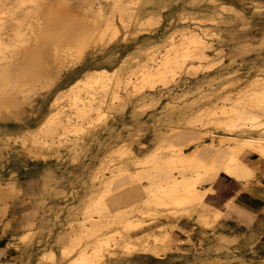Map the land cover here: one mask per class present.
<instances>
[{
	"label": "bare ground",
	"instance_id": "bare-ground-1",
	"mask_svg": "<svg viewBox=\"0 0 264 264\" xmlns=\"http://www.w3.org/2000/svg\"><path fill=\"white\" fill-rule=\"evenodd\" d=\"M167 1L168 0H137V8L133 9V11H130L132 7L129 3H131L132 0H114L111 6L110 14L108 15L103 12L104 8L98 6L93 10V16L89 12V14L94 17L91 24L92 30L86 31L83 34H79L78 32L75 33L74 31L68 33L66 25L62 22L55 21V24L49 22L51 24L50 25L47 22L51 18L47 17L49 14L47 13V16L42 15L45 11H48V9H46L47 7L45 6L46 4L44 3L45 0H0V80L5 77L8 78L12 75L15 76L13 79L8 78L9 81L5 80L7 81L5 84L3 83L4 80H1L3 81V84L0 82V104H5L8 102V100L11 101L13 98L6 96V94H8L7 91L15 93L16 91H12L11 89L15 90L19 88L17 91L19 93L20 89L23 88V86L21 88L20 85H18L20 82H18V78L16 77L19 73L22 75V71H24L19 67H31L35 65L36 68L34 69H37V71H33V69L31 71L29 70L30 72L33 71L34 73H44L46 70H49V65H47L46 68L42 65V63H47V61L49 62L51 56L55 57L60 62V60L67 57L70 52V48L74 49L77 54L81 56L84 52V49H87L85 47L90 45V40L93 37L94 32L97 30L100 34L97 36H100V38L108 36L109 38L106 37L108 38L106 41L109 43V40H114L118 36L121 29L122 33L127 34V32L132 31V29L129 30V28L133 25H135V27L136 25L145 26L150 23L152 19H154V21L155 19H158L160 22L162 15L161 9L168 6V3L170 4V2ZM59 2L60 1H58L57 4ZM95 2L96 1H94V3ZM194 2L197 1L194 0ZM209 2L216 3L212 7V10H208L206 7L202 6H198L194 9L188 8L189 10H182L179 16L181 19H187V21H182L181 23L173 25L172 30L170 32L164 33L161 38L151 40L146 45L139 46L133 52L127 51V55L119 61V64L116 67L107 68L105 64L104 67L100 68H85L82 71V74L80 73V77L75 78L73 82L69 81L71 82L69 85L70 102L71 105H77L75 113L74 111L66 110L57 104L51 103L48 113L44 114L42 120H40V123L38 124V132L50 136V142L48 144L49 146L44 155L51 157L54 156V158L56 157L57 159H61L63 157L61 154V147L64 146L72 151L73 149L78 150L86 146L87 141L85 140V136L82 134L83 132L78 133L79 135L74 138L70 136V132L74 130H83L84 118H88V123H92L93 119L96 118L93 117L92 111L96 112L98 117L104 115L106 117L108 115L106 113L108 112V109H121L125 107L128 101L132 100L131 98L133 97V110L135 112H141V108L145 109V107L154 106L160 103L162 104V107H160L165 108V116L172 119V117L176 115L181 119V121L187 124L193 123L195 125V122L202 121L204 116H209V118L206 119L207 122L205 123L208 126L204 125L208 128L203 129V126V128L197 127L199 129H184V135L190 133L191 135L199 134L201 137H203L205 142L210 144V147H213V157L211 159L207 160L206 158V160H204L205 157L202 159L203 156L199 158L200 155L196 156V154H194V157H191L185 154L182 150H180V152H172L170 150L172 153L166 159L164 157L162 158V156H159L162 152V149H160V151H157L156 153L157 157L153 158V153L151 152L152 160L151 158H148L149 155L148 157H143L144 160L145 158H148L152 161V163H154L155 171L157 170L156 174H154L155 171L152 172L154 167L151 169V173L153 174H149L148 169L150 167H148V169L146 168L148 171V173L146 172L147 174L144 173L146 169L144 172L137 169L130 175V177L128 176L122 180V183L126 184L129 182L131 184L122 190L128 189V191L131 193L128 192L130 194L117 204L130 203V201H136L138 198H141V202L145 201L142 203H145L147 206L148 203H150L149 205L152 203L155 204V206L153 204L151 205V207L153 208L154 206V208L150 210V212L148 210L149 213L147 210L143 213V211H141V209H143L142 207L139 208L141 212L137 218L116 222L117 220L115 221L112 218L115 213H112L111 210H108V207L106 208L105 206L106 204L103 203V206L101 205L102 209L104 208L103 210H105L106 208V210H108V212H106L108 215H105V213L101 211V214L104 213L103 215L105 216L103 217L100 213H98L100 216L95 217L93 215L94 211L90 207L92 206L94 208L95 205L96 208L99 205L98 202L100 201L101 197L99 198L98 194L100 193L97 192L98 194L95 196L96 188H98V186L96 183L92 184L90 192L86 191L84 193L82 190V196L79 200L81 203L79 205H82L89 200L87 205L90 204L91 206H86L87 208L89 207L86 211L91 212H84L85 214L83 215V219H78L76 225H72V223L71 227L68 225L70 229H66L60 225L61 229L57 235L59 236L61 242L60 245L63 252L61 258H67L66 256L70 251L69 249L72 245L77 243L81 246L77 251L76 256L70 260L73 264H110V258L114 255H131L137 251L152 252L156 255H159L162 251H165L169 248V246L162 240L164 236L162 237L160 235L161 231L159 230L168 229L170 226L172 228V225H178L179 218L184 216L192 217L194 220L201 222L203 225L212 227L210 226L211 224L209 223V218L205 216V209L208 205H206L203 200L207 190L211 189V185L204 187L203 184L205 182L212 183L222 172L231 175L240 181H245L251 176H255L254 171L256 170H254L252 167L253 165L249 164V159L251 161L250 157L253 155H258L259 157L264 158V2L257 0H240V4L238 2V4H235L231 0H210ZM65 3V0H63L62 4L64 5L61 7L62 12H66ZM53 4L54 3L52 2V5ZM79 4L80 3H78V5ZM82 4L80 7H82ZM86 4L87 2L83 4V6ZM250 4L253 5V9L251 8L249 10L247 6ZM147 6H149V8H147ZM144 7H146L145 10H143ZM148 9L149 13L146 12ZM143 12H146V14ZM89 14L87 13V15ZM117 19H119L121 23H118L116 21ZM208 20H215L224 24V26L222 25L220 27L218 32H215L214 34L212 33L211 37H209L211 32L210 30V33L208 32V24L205 23ZM89 22H86V25ZM140 26H137V28ZM135 27L133 28L135 29ZM133 34L135 33L133 32ZM136 35L137 34H135V36ZM215 37H219V39L216 40ZM96 41L93 40L91 42L93 43ZM28 42L32 43V46L29 47L30 49H26L27 51L22 53L25 57H22L23 61L19 63L17 62L19 64L18 66V64L16 65L15 63L18 60L15 61L13 59L16 57L15 55H17V53L18 56H20V51L18 52L17 48L21 44ZM58 44L62 45L61 49L58 47ZM97 44L98 43L95 45ZM226 45H228V50L225 49ZM19 48H21V46ZM225 53L230 54V57L232 58L231 60L234 62H245L246 60H250L252 63L250 66V74L248 73L249 75H247L245 79L246 81L244 80V85L241 87L242 89H247L250 87L249 90H247L252 91L246 95L247 101H245L246 98L243 99L244 101H241L243 98L242 97L240 101L228 106L209 104L210 99H212L211 96L214 95L213 93H215L217 90L216 87H212L213 83H211L209 80L210 78L206 80L209 82V85L207 84L209 86L208 90L203 86V83H201L202 81L200 79V84L197 83V86L189 87L190 89L184 88L181 92H175V89L172 88L173 85H177L181 80L179 75H181L182 71L187 69L188 63L186 64V60H188V57L205 58V60L210 58V62L214 61L216 58L226 55ZM99 55L101 56V54ZM192 59L190 61L188 60V62H191ZM220 66L223 68L218 74V77H220L218 80L220 84L224 85L230 80H233L232 82H234L235 79L237 80V83L243 80L244 77L240 76L237 72L240 68L236 67L237 69L230 70L224 62H222ZM55 69L57 70V68ZM25 70L28 71V69ZM61 70L62 69H59L58 71L59 76L62 74ZM189 70L191 71V69ZM234 72H237L238 74L235 76V78L227 77L228 75L226 74H232ZM178 73L180 74L178 75ZM24 75L26 74L24 73L23 76ZM133 75H135V79ZM20 78L23 77L20 76ZM25 79L22 81H26ZM33 79L37 80L38 78ZM201 79L203 80V78ZM214 79H216V77H214L213 80ZM27 82L30 81L27 80ZM57 83L59 85V82ZM158 83L163 84V87H158ZM235 83L236 81L234 84ZM234 84L232 85L234 86ZM32 86L34 85H31L30 88H32ZM63 88L64 87L62 86H58V89L60 90ZM164 88H168L170 91V93H168L166 96L163 92ZM25 89L27 88H24V90H22V92L20 91L19 94L23 93ZM122 89H124L123 94L120 93ZM81 90L83 91L82 93L80 92ZM227 94L224 96H227ZM15 98L16 97H14V100ZM115 98H122L123 100L121 101L120 99V101L118 100V103L115 104ZM230 98L231 97H229V99ZM218 107H220L222 110L221 114L217 109ZM134 111L132 112L134 113ZM5 114H7V112ZM99 118L101 120V117ZM100 120L96 119V121ZM96 121L94 119V123ZM203 122L204 121L200 123L204 124ZM97 124H99V122ZM16 125H18V123L13 125L7 124V122H4L3 124L0 123V159H2L4 156L10 158L11 153L7 148L10 138H14V136L15 138L18 136L23 138L25 134L19 132V130H15V127H17ZM90 125L92 126V124ZM90 125L89 127H91ZM129 126L130 125H128V127ZM163 135L167 136L168 134ZM28 137L30 142H27L26 145L30 146L35 142V139L32 137V135ZM192 139H190L189 142ZM46 141L47 140H45V142ZM174 146L176 147L177 144L174 143L172 147ZM162 147L163 146H161V148ZM156 148L157 146L155 149ZM72 159H74V157ZM134 160H136V158H134ZM139 161L140 160H138V165L141 163L142 166H144L145 164L143 163H145L147 159L145 162L142 161L143 163H139ZM148 161L147 163L150 162ZM45 164L46 165L43 169H37V173H33L34 170L30 169L31 171L29 179L24 184L19 182V178L16 177L15 174H11L7 180L5 179L6 184L4 187L7 189L10 188L15 194H17V200H15L16 202L14 204L9 205V213L5 224L1 229L0 241L20 249V253L23 254L24 259H22L24 260V264H35V255H41L45 252L44 247L43 249H40V246L44 245L43 243H45L46 240H43L41 237L38 238L36 228L40 227L42 230H45L48 233L56 228V218L58 216V211L63 209L62 204L76 195L79 196L81 190V188H79L80 186L77 187L76 185V182L79 181L73 180L72 178L74 176L72 178L70 176L74 172H71L70 175V171L68 173H64L61 167L62 162L60 160L55 162L45 161ZM69 168H71V166H69ZM122 169H124V167ZM59 170H62L61 174H58L60 173ZM115 171L116 170L113 172ZM123 172H125V169ZM116 175L119 176L120 174ZM145 176L147 179L149 178L151 180V183L148 184L143 181ZM111 177L112 175H102L100 184L102 185V183L109 182ZM124 177H126V175ZM116 179L120 178L118 177ZM138 180H140V182H137ZM112 184L114 186L115 183ZM1 185H3V182L0 180V186ZM81 187L83 189V185H81ZM104 188H106V186ZM2 189L0 193H8L7 189ZM108 189L105 191H108ZM101 192H103V190ZM106 193H109V191ZM106 193L104 196L107 195ZM103 194L101 196L103 199H105ZM25 202L27 203L24 204ZM100 203H102V201ZM138 204H140V202L137 203V205ZM137 205L134 203L135 207ZM129 206L130 204L128 207L124 206L126 207L125 212ZM131 206H133L132 203ZM124 207H122L123 210L119 209L120 211H118L124 212ZM130 208L133 209V207ZM129 211L130 210L128 209L126 214L129 215L131 212H134L131 210L129 213ZM146 212L148 214L143 215ZM51 213L53 215H51ZM96 213L97 212H95V214ZM119 214H115V216L117 215L118 217ZM120 216L123 217L124 215ZM158 216H164L166 223H161L158 226L159 230L151 229L150 231H146V228L150 226L148 223V226H145V223L147 222L146 218L152 217L154 219ZM214 221H216V219L214 220L213 218V222ZM6 235L12 236L14 241H11V238H8L9 236L7 237ZM91 237L93 238V246L92 250L90 251L91 248L88 249L89 245L84 243H87L88 238ZM150 237L153 239L150 240ZM58 241L59 240L57 238V242ZM75 246L76 245L73 247ZM74 249H71L72 251L69 252V256L71 255V252H76L77 249ZM50 250V253L52 254L53 249L51 248ZM74 253H72V255ZM72 263L70 262V264Z\"/></svg>",
	"mask_w": 264,
	"mask_h": 264
},
{
	"label": "rangeland",
	"instance_id": "rangeland-1",
	"mask_svg": "<svg viewBox=\"0 0 264 264\" xmlns=\"http://www.w3.org/2000/svg\"><path fill=\"white\" fill-rule=\"evenodd\" d=\"M51 1L54 3L53 5H52ZM58 1H60L59 2L60 4L59 3L57 4ZM94 1H96V2L94 3ZM113 1L114 0H93V2H92V0L91 1L90 0H83V1L82 0H65L66 12H62L61 7H62V5H64V4H62L63 0H62V3H61V0H56V1L55 0L54 1L53 0H45L44 3L46 4L45 6L47 7V8L46 7L45 8L48 9V11H45L44 14H42V15H44V16H47L48 14L50 15V16L49 15L47 16L49 18L51 17L50 20L47 21L48 23L49 22L52 24H55L56 22L64 23L66 25L68 33L74 31L75 33L78 32L79 34H83L86 31L92 30L91 24H92V21L94 19V17H92L93 16V10L95 8H97L98 6H101L102 8H104L103 12L106 15H108V14H110V10H111V6H112ZM168 1L170 2V4L168 3V6L161 9L162 15H161L160 22L158 19H155V21H154V19H152L153 21L151 20L150 23H148L145 26L144 25H142V26L136 25V27H135V25H133L129 28V30L132 29V31L127 32V34L122 33L121 32L122 29H121L118 36L114 40H109V43L106 41V39L108 40L109 37L105 36L104 38H100V36H97L99 34L98 30H97L94 32L93 37L90 40V43H89L90 45H87V47H85L87 49H84V52L81 56H79L77 54V52L71 48L69 49L70 52L67 55V57L60 60V62L55 57L51 56V59L49 62L47 61V63H42V65L45 66L46 68H47V65H49V66L52 65L50 67L48 66L49 70L48 71L46 70V72H44V73L43 72H39V73L35 72L34 73L33 71H37V69H34V68H36L35 65L31 66V67H29V66L28 67H26V66L25 67H19L20 69L24 70V71H22L23 72L22 75H21V73H19L18 74L19 77L16 76L18 78V82H20L18 85H20L21 88L23 86V88L20 89V91L22 92V90H24V88H27V89H25V91L21 94H19L20 91H19V93L17 92L19 88L18 89L14 88L15 90L11 89L12 91H16L17 93L16 92L14 93L11 91H7L9 95L6 94L7 92L5 93L6 96H8V97L10 96L11 98L12 97L13 98L12 99L9 98V99H11V101L8 100V102L5 104H2V103L0 104V107H1L0 108V123L3 124L4 122L5 123L7 122V124H10V125L18 123V125H16L17 127H15V130H19V132H22L25 134H24L23 138H21L19 136L16 138H15V136H14V138H10L9 144L7 145V148L9 150V152L11 153L10 158L7 156H4L2 159H0V180L3 182V185H1L2 187L0 186V191L2 188H5L4 187L6 184L5 179L7 180V178H9V175L15 174L16 177L19 178V182L24 184L29 179L31 170H34L33 173H37V169H43L44 168V166L46 165L45 161L55 162L57 160H60L62 162L61 167H62V170L64 173H68L70 171L69 172V175H70L71 172H74L70 176H71V178L74 176L72 178L73 180L79 181V182H76V185H77V187L80 186L79 188H81L79 196L76 195V196L72 197L71 199H69L67 202H64L62 204L63 209L58 211V216L56 218V221H57V223L55 225L56 228H54L49 233L46 232L45 230H42L40 227L36 228V233H37L38 238L41 237L43 240H46V241H45V243H43L44 245L40 246V249H43V247H44V249H45L44 254L37 255L38 257L35 255V257H34L35 258V264H70V262L72 263V261H70V260H72L73 257L76 256L77 251L80 249L81 245L77 243V244H74V245H76L75 247H73L74 245L71 246V248L69 249L70 251H72L71 249H74V248H75L74 250L77 249L76 252L73 250L75 253L71 252V255H70L71 258L69 256L70 251L68 252V255L66 256L67 258H64V257L61 258V256L63 255V252H62L61 245H60L61 242H60L59 236L57 234L61 229L60 225H62L66 229L67 228L70 229L71 223H72V225H74V224L76 225V223L78 222V219H83V217H84L83 215L86 212H89V213L91 212V211H86L91 206L90 204H88L89 207L88 208L86 207V206H88L87 203L89 200L86 201V203H83L82 205H79L81 203V201H79V200L81 199L83 191H84V193L86 191L90 192V190L92 188V184L96 183V185L98 186V188H96L95 196H96V194H98L97 192H99L100 193V194H98L99 198L101 197V199H102V200L100 199V201L98 202L99 205L96 207L98 209L95 208V205H94V208L92 206L90 207L93 209V211H94L93 215L95 217H99L100 215H98V213L101 214V211H103L105 213V215H108L106 212H108V210H111L112 213H115V214L120 213L118 215V217H117V215L115 216V214H114L115 217L114 216L112 217L115 221L117 220L116 222H120L121 220L123 221L126 219H135L138 217V215L140 214L141 211H143V213H144L146 210H147V212L149 210V212H150V210H152L154 208L155 204L152 203L154 205L153 208L151 207L152 204L149 205L150 203H148V206H147L145 203H142L145 201L141 202V198L140 199L138 198L139 201L136 200V201H132V202L130 201V203L117 204L118 202H121L124 198H126L127 195H129L131 193L130 191H128V189L122 190L123 188L131 185L129 182L126 183L127 185L125 183H122V180L124 178H127L128 176L130 177V175L137 169L142 170V172H144V170L146 168L148 169V167H150L148 169L149 174H150L151 169H153V167H154V170H152V172H154L155 171V165L151 161L152 160L151 156L153 155V158L157 157V154H156L157 151H160V149H162V152L160 153L159 156L160 157L162 156V158L164 157L166 159L170 156V154L173 151L180 152V150H182L185 154H187L188 156H191V157H194L195 156L194 154H196V156L200 155L199 158L203 156L202 159L205 157L204 160H206V158H207V160H209L213 157V147H210V144L206 143L203 137H201L199 134H192L191 135L190 133L184 135V131L186 129H195V128L199 129V128H203L204 125L208 126L205 123L207 122L206 119H208L209 116H204L205 118L203 117L202 121H204L203 122L204 124H201L202 121L195 122V125L193 123L187 124V123H184L183 121H181V119L178 118L176 115H174L172 117V119H173V121H172V119L165 116V114H164L165 108H161L162 104H160V103H158L157 105H154V106L145 107V109L141 108L140 109L141 112H139V111L135 112L133 110L134 106H133V102H132L134 97L131 98L132 100H129L128 103L126 104V106L121 108V109H116V108L108 109V112H106L108 115L106 117H105V115L99 116V117H101V120L97 116L98 114L96 115V112L92 111L93 117H96V118H94L95 121H96V119L100 120V121H96L94 123V119H93L92 123H88V118L87 119L84 118L83 119L84 129L78 130V131H75V130L71 131L70 136L72 138H74V137L79 135L78 133L83 132L82 134L85 136V140L87 141L86 146H84V148L78 149V150L73 149L72 151L70 149L64 147V146L61 147L62 148L61 154L63 156L62 158H64V159H62V158L61 159L64 162L60 158L57 159L55 157L56 158L55 159L54 156L51 157L48 155H44V153L46 152V150L49 146L48 144L50 142V139H49L50 136L39 133L38 132V124L40 123V120H42L43 115L48 113L51 103L57 104L58 106L63 107L66 110L74 111V113H75L77 105H71L70 96H69V89H70L69 85L71 84V82H73V80H75V78H78L81 76L82 71L85 68H100V67H104L105 64H106L107 68L108 67L109 68L116 67L119 64V61L123 57H125L128 52H133L139 46H144L151 40L161 38L164 33L170 32L172 30L173 25H175L177 23H181L182 21H187V19H181L179 16L180 12L182 10L194 9L198 6L206 7L208 10H212V7L214 6V4H216L214 2H209L210 0H208V1L207 0H201V2H200V0H195L197 2H194V0H168ZM190 1L193 3H191ZM231 1L234 2L235 4H238V3L240 4V0H231ZM257 1H263L264 2V0H257ZM81 2L83 4H85L87 2V4L84 5L85 7L83 6V4ZM198 2H199V4H198ZM78 3H80V4L78 5ZM49 4H51V5H49ZM81 4H82V7H80ZM129 4L132 7L130 9V11H133V9L137 8V6H138L137 0H132V2ZM76 5H77V7H76ZM247 7L249 10L251 8L253 9L252 4L248 5ZM78 8H80L82 10H80ZM147 8H149V6H147ZM83 9H84V11H83ZM86 9H89L91 11L86 10ZM145 9H146V7L143 8V10H145ZM105 10H107V11H105ZM79 11L80 12L83 11L84 13L83 12L80 13ZM86 12L88 14L90 12V14L92 16L90 14L87 15ZM146 12L149 13V9ZM146 12H143V13L146 14ZM62 13H64V14H62ZM84 14H86V15H84ZM42 15H41V19H42ZM53 17H55V18H53ZM89 20H90V22H89ZM116 21L118 23H121V21L119 19H117ZM79 22L82 24H80ZM86 22H89V23L86 25ZM153 22H155V23H153ZM165 22H167V23L169 22V23L167 24ZM205 23L208 24V26H207L208 32H209V30L211 32V35H209V37L212 36V33L214 34L215 32H218V30H220V27L222 25L224 26L223 23H219L215 20L214 21L208 20ZM84 25H85V27H84ZM137 26H140V27L137 28ZM133 27H135V29ZM141 28H143V29H141ZM164 28H165V30H164ZM138 30H140V31H138ZM135 31H137V32H135ZM133 32L135 34H137L136 35L137 37L135 36V34H133ZM125 34H126V36H125ZM132 35H134V36H132ZM130 36H132V37H130ZM106 37H108V38H106ZM127 37H128V39H127ZM97 38L100 40H98ZM131 38H133V39H131ZM124 39H126V40H124ZM215 39L218 40L219 37H215ZM93 40L94 41L98 40V41L92 43L91 41H93ZM94 43L95 44L98 43V44L95 45ZM103 43H104V45H103ZM133 43H135V44H133ZM20 46H21V48H19ZM20 46L18 47L19 49L17 48L18 52L20 51L19 52L20 56H18V53H17V55H15L16 57L13 58L15 61L18 60L16 62L14 61L16 63V65L19 62L23 61V58L25 56H23L24 54H22V53H24L25 51L30 49L29 47L32 46V43H30V42L23 43ZM95 46H97L99 48H97ZM58 47L61 49L62 45L58 44ZM225 49L228 50V45L225 46ZM21 50H23V51H21ZM99 54H101V56ZM87 58H89V59H87ZM192 58L188 57L189 61L192 59L191 62H188V60H186V64L188 63L187 64L188 70L186 69L185 71H182L181 75H179L180 73H178L179 78L181 77V80L178 82L177 85L172 86V88L175 89V92L176 91L181 92V91H183L184 88L187 89L189 87H195L198 84H200L201 81H202L201 83H203V86L208 90V88H209L208 83L209 82H207L206 80L210 78L209 80L211 81V83H213L212 87H216L217 90L215 91V93H213L214 95L211 96L212 99H210L209 104H213V105L216 104L218 106H223V105L228 106V105H231L237 101H240V99L242 97L243 98L241 99V101H244L243 99H245V98H246L245 101H247L246 95L252 91H248L250 87L247 88L248 90L242 89L241 87L244 85V80L246 79L247 75L250 74V66L252 64L250 62V60H246L245 62L244 61H242V62L241 61H235L234 62L233 60H231L232 58L230 57V54L223 55L222 57L216 58L214 61H210V62H209L210 58L207 60H205V58L203 59V58H198V57L197 58L195 57L196 59L194 57H192ZM222 62H224L228 66V69H230V70L240 68L237 72L239 73L240 76L244 77L243 80L239 81L237 83V80L235 79L234 82L236 81L237 84L236 83L234 84V82H232L233 80H230L229 82H227L224 85L220 84L218 81L220 79V77H218V74L223 69L222 66H220V64ZM88 64H89V67H88ZM18 66H19V64H18ZM54 67L57 68V70ZM50 68L52 69V71ZM25 69H28V71H26ZM59 69H62L61 70V73H62L61 76H59V74H58ZM189 69H191V71ZM29 70L30 71L33 70V71L30 72ZM53 72H55V73H53ZM237 72H234L232 74L228 73L226 75H228L227 76L228 78L229 77L235 78V76L238 75ZM257 72H261V71H257ZM24 73L26 75L23 76ZM29 74H30V76L31 75H33V76L30 77ZM204 75H205V78H204ZM12 76H14V75H12ZM12 76H10L8 78L9 79L15 78V76L14 77H12ZM20 76L23 78H20ZM28 76L30 77V79ZM133 76L135 79L136 78L135 75H133ZM24 77L27 79H25ZM214 77H216V79L213 80ZM8 78L5 77V78L1 79V80H4V82L1 80H0V82L1 83L3 82L5 84V82L9 81ZM33 78H35L39 81L34 80ZM201 78H203V80ZM24 79L26 81H22ZM5 80H7V81H5ZM27 80L30 82H27ZM42 80H43V83H42ZM31 81L33 82V84ZM69 81H71V82H69ZM204 81H205V83H204ZM26 82L28 85L26 84ZM57 82H59V85ZM229 83H230V85H229ZM231 83L234 84V86ZM31 85H34V86H32L33 89L30 88ZM58 86H62L64 88L62 90H60V89H58ZM158 87H163V84H159ZM178 87H179V89H178ZM26 91H27V93H26ZM80 92L82 93L83 91L81 90ZM163 92H164L165 96L168 93H170L168 88H164ZM120 93L123 94L124 89H122ZM5 94H4V96H5ZM226 94H227V96H224ZM228 96L231 97L232 99L231 98L229 99ZM14 97H16L15 100H14ZM17 97H19V98H17ZM223 98H224V101H223ZM16 99H18V100H16ZM120 99H121V101L123 100L122 98H115L114 99L115 104L118 103V100L120 101ZM229 100L230 101L233 100L234 102L233 101L230 102ZM19 101L21 102V104ZM13 102L15 103L16 106L14 105ZM11 103L13 104V106ZM79 104H80V102H79ZM213 105H211V106H213ZM16 107H18V108H16ZM217 109L219 110V112L221 114L222 110L220 109V107H218ZM131 110L134 111V113ZM6 112H7V114H5ZM137 114H138V116H137ZM15 117L17 118V120ZM98 122H99V124H97ZM90 124H92V126ZM89 125L91 127H89ZM128 125H130V126L128 127ZM205 126L203 129L208 128ZM197 127H199V128H197ZM180 129H182V130H180ZM163 134H165V135L168 134V135L164 136ZM174 134H175V136H174ZM30 135H32V137L35 139V142L31 145L29 144L30 146H27L26 145L27 142H30L28 139L29 138L28 136H30ZM190 139H192V140L189 142ZM45 140H47V141L45 142ZM187 140H188V142H187ZM185 142H186V144H185ZM174 143H176L177 146L180 148H178L177 146L172 147ZM187 143H189V144H187ZM156 146H157V148L155 149ZM161 146H163L164 148L163 147L161 148ZM154 149H155V151H154ZM169 151H170V153H169ZM148 155H149V157H148ZM146 156L149 159L151 158V160H149L148 158H145V160L147 159V161L148 160L150 161V162L148 161L149 163H147V161L145 162V160L143 158ZM73 157H74V159H72ZM121 157H123V158H121ZM134 158H136V160H134ZM138 160H140L139 163L144 161L145 163H143V162L142 163L145 165L142 166V164L140 163L139 165H141V166H139ZM134 162H136V163H134ZM70 163H71V165H70ZM81 165H83V166H81ZM254 165L257 167V178L252 179L247 185H245L242 188H241L240 183L237 180L225 175V173H220L212 183L205 182L203 184L204 187L205 186L208 187L211 185V189L207 190V200H208V202H210V204H212V206L214 208H217L220 211V214L218 215V217L216 218V221L214 222L215 226H217V229L219 231H222L225 234H228L229 236L235 237V240L233 242L227 243L223 240H220L219 237L216 235L214 230H212L210 227L204 226L201 222L194 220V218H192V217L184 216V217H181L178 219V223L181 226H183L185 228V230H182L181 228L177 227L178 225H172V228L170 226L168 229L159 230L158 226L165 220L164 216H162V217L158 216V217H155L154 219L152 217H147L146 218L147 222L145 223V226L147 227L148 224L150 226L146 228V231H150L151 229L152 230L158 229L159 231H161L160 235L162 237L164 236V238H162V240L167 245L169 244V248L166 249L165 251H162L159 255H156L152 252H144V251H141V252L137 251V252L131 254L132 256L127 255V254H123V255L120 254L119 256L114 255L115 257L113 256L110 258V264H253V263L254 264H264V261H263V259H264V200L261 197V200H260L261 202L258 204L257 212L255 213L254 216L246 214L235 203L236 201H238L240 193H242L244 191V189L249 187V185H251V187L252 186H260L262 188V193H264V167L262 165H259L256 163H254ZM69 166H71V168H73V169L69 168ZM123 167L125 169V172H123L124 171V169H122ZM142 168H144V169H142ZM147 169L144 173H146V172L148 173ZM62 170H59L60 173H58V174H61ZM114 170H116V171L113 172ZM156 171L154 174H156ZM129 172H131V173H129ZM101 173H103V174H101ZM116 174H120V175L118 176ZM146 174H144V175H146ZM151 174H153V173H151ZM102 175L103 176L112 175V177L110 179L111 181L109 180V182L102 183V185H101L100 179L102 178ZM123 175L124 176L126 175V177H124ZM118 177L120 179H116ZM121 177H122V179H121ZM146 179H147V177L145 176V179L143 180L145 183H148V184L151 183V180L149 178L147 180ZM137 182H140V180H138ZM112 183H115L114 186ZM81 185H83V189H82ZM97 186H95V187H97ZM105 186H106V188H104ZM5 189H7V188H5ZM5 189H2V190H5ZM107 189H108L109 193H106V192H108V191H105ZM7 190H8L7 194L0 193V235H1V229L4 226L6 218H7L8 213H9L8 212L9 211V205L14 204L16 202L15 200H17L16 199L17 194H15L10 188ZM102 190H103V192H101ZM104 191L107 194L106 196H104L105 195ZM110 191L111 192L113 191V192L111 193ZM128 192H130V193H128ZM102 194H103L105 199L102 198V196H101ZM143 200H144V198H143ZM101 201H102V203H100ZM139 202H140V204L137 205V203H139ZM26 203L27 202H25L24 204H26ZM103 203L106 204L105 206H106V208L108 207L107 208L108 210H106V208H105V210H103L104 208L102 209ZM131 203L133 206H131ZM134 203H135V205H137L136 207L134 206ZM129 204H130V206L128 208L130 210L129 213L131 212V210L134 211V212H131L132 215H131V213L129 215L126 214L128 212V209L125 212L126 207H124V206L128 207ZM122 207H124V212L123 211L119 212L120 210H123ZM130 207H133V209ZM134 207H135V210H134ZM142 207H143V209H141V211H140L139 208H142ZM95 212H97V213L95 214ZM147 212L143 215H146L149 213V212L148 213ZM208 213H209V215L213 214L212 212H208ZM103 214H101V216L104 217L105 215H103ZM51 215H53V214L51 213ZM120 215H124L125 217L124 216L122 217ZM150 221H152V222H150ZM73 222H75V223H73ZM66 226H68V227H66ZM132 234H136V233H132ZM6 236L8 237L9 235H6ZM8 238H11V241H14L13 240L14 238L12 236H9ZM57 238L59 240L58 242H57ZM152 239L153 238L150 237V240H152ZM92 241H93L92 237L88 238L87 243H84V242L83 243L89 245V247L86 245H83V246L88 247V249L91 248L90 249V251H91L92 246H93ZM89 242H90V244H89ZM51 248L53 249L52 254L50 253ZM220 248H223V249L221 250ZM0 250H1V252H0L1 253L0 254V264H22V263L24 264L23 254L20 253L21 252L20 249L14 247V246H10V245L6 244L5 242L0 241ZM64 252H66V251H64ZM72 253H74V254L72 255Z\"/></svg>",
	"mask_w": 264,
	"mask_h": 264
},
{
	"label": "crops",
	"instance_id": "crops-1",
	"mask_svg": "<svg viewBox=\"0 0 264 264\" xmlns=\"http://www.w3.org/2000/svg\"><path fill=\"white\" fill-rule=\"evenodd\" d=\"M254 156L255 155H253V156L250 157L251 158V161L249 159V164L250 165H253L252 167L254 168V170H256V171H254L255 172V176H251L250 178L246 179L245 181H240V180H238L237 178H235V177H233L231 175H228L226 173H225V175H227V176H229V177L234 178L235 180H237L240 183L241 188L244 187V185H247L252 179L257 178V167H254L255 166L254 163L259 164V165H262L264 167V158H261L258 155H256L255 157ZM251 163H253V164H251ZM222 173H224V172H222ZM261 197L264 200V193H262V188L260 186H252L251 187V185H249V187H247L246 189H244V191L242 193H240L239 199L235 203L246 214H249L251 216H254L255 213L257 212L258 204L261 202L260 201L261 200ZM204 202H205L206 205H208L207 206L208 209L207 208L205 209L206 210L205 211V216H207L209 218V220H210L209 223L211 224L210 226H212L210 228L215 231L216 235L219 237L220 240H223V241H225L227 243L233 242L235 240V237L229 236L228 234H225L224 232L219 231L217 229V226H215V224H214L215 221L213 222V218L215 220L218 217V215L220 214V211H219V209L214 208L212 206V204H210V202H208V200H207V192L204 195ZM212 208H213V210H212ZM217 210H218V212H217ZM208 212H213V214L212 215H209ZM215 213H217L218 215L215 214ZM162 223H166V220H164ZM177 227L181 228L182 230H185V228L183 226H181L179 223H178V226ZM207 227H209V226H207ZM168 246H169V244H168ZM220 249L222 250L223 248H220Z\"/></svg>",
	"mask_w": 264,
	"mask_h": 264
}]
</instances>
